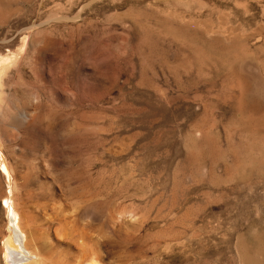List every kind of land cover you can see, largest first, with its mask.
Wrapping results in <instances>:
<instances>
[{
    "label": "rangeland",
    "instance_id": "obj_1",
    "mask_svg": "<svg viewBox=\"0 0 264 264\" xmlns=\"http://www.w3.org/2000/svg\"><path fill=\"white\" fill-rule=\"evenodd\" d=\"M9 54L1 153L44 264H264V0H0Z\"/></svg>",
    "mask_w": 264,
    "mask_h": 264
},
{
    "label": "bare ground",
    "instance_id": "obj_2",
    "mask_svg": "<svg viewBox=\"0 0 264 264\" xmlns=\"http://www.w3.org/2000/svg\"><path fill=\"white\" fill-rule=\"evenodd\" d=\"M23 50L24 49L21 48L19 53H22ZM17 58L18 57L16 55L9 54L5 55L0 60V102L2 99L3 78L6 76L7 71L16 63ZM1 144L2 142L0 139V165L9 183V191L4 198L8 217L6 234L3 238L2 251L4 253L5 264H44V258L37 250L32 248V240L21 226V221H23L21 219L23 217L21 218L22 215L19 210H17L18 208L16 209L15 202L13 200L15 197L13 194L16 191V189H14L13 193V188L15 187L12 174L13 171L10 168L9 162L4 158V156H2ZM97 258L98 256L96 257V255H93L89 259L87 258L88 260H86L83 264H99V258Z\"/></svg>",
    "mask_w": 264,
    "mask_h": 264
}]
</instances>
